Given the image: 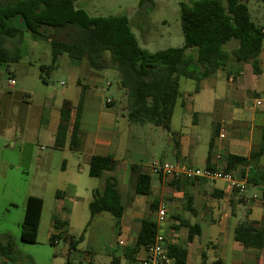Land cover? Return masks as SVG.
I'll return each mask as SVG.
<instances>
[{
    "label": "crops",
    "instance_id": "crops-1",
    "mask_svg": "<svg viewBox=\"0 0 264 264\" xmlns=\"http://www.w3.org/2000/svg\"><path fill=\"white\" fill-rule=\"evenodd\" d=\"M71 64L72 75L78 87L77 98H75L74 94L76 92L73 90V92H69L67 96L61 98L57 105H53L47 119L45 116L43 118V112L38 115L37 126L40 129L44 122L42 136L48 138V145L53 150H60L63 154L68 152L65 156L60 155L61 157L58 160H54L52 155H48L40 156L34 161L40 171H38L37 177L41 179L39 182L41 186L48 180L52 172L59 171L54 176L57 179L56 188L51 192L56 203L51 212V224L47 231V239L49 241L51 234L57 236L62 233L72 237L70 234L71 222L74 221L77 227H80L79 223L84 221L74 216V210L79 207L88 208L92 200V192L98 191L101 193L107 179H113L116 182L120 203L123 206L122 216L114 218L107 212H101L90 220L89 225L97 220H103L107 223L111 222L118 236V245L123 250L117 256L107 250L90 251L80 249V245H83L86 241L85 233L87 228L85 229V227L89 226H86V223L83 227V239L74 250H68V241L59 239L55 242L53 246L59 245L60 241H62L65 247L52 256L54 258L52 264H139V258L144 255L143 249L134 256L127 257L126 254L134 245L136 235L140 230L141 219L145 215L149 216L153 204L156 205V211L152 214L153 216H156V212L162 208L165 209L167 214L164 224L156 223L158 233L164 237L167 244L176 245L186 250L185 264H207V257L203 250L204 246L198 241L204 235L209 238L213 237L214 240H210L205 245L206 249H211L214 252L210 264L213 263L216 257H219L223 264H264V249L261 251L244 249L233 240V229L242 221L237 218L239 215L238 210L241 207L244 209V219L247 214L250 221L264 222V156L260 158L256 165L237 166L235 170L230 172L236 181L245 185L246 191L244 193L231 190L227 183L222 180L206 181L195 179L185 183H178L177 187H175L172 182L170 183V177L153 176L147 171L149 166L145 167V165L131 162L126 163L115 155L113 146L115 141L114 128L116 125L121 123V129L123 131L127 130L129 134L131 130H134V136L131 137L140 134V131L133 127L138 125L129 124L120 108L117 109L119 112L121 111L120 114L118 111H107L108 104H106V100H111L109 104L112 105L114 103L113 99L107 98L102 102L100 96L96 94L98 84L101 78L104 79L103 74L108 71L107 69L96 71L89 68L86 62L74 61ZM219 71H223L227 81L223 99L217 98L215 93H209L208 96L204 97L202 94L207 88L211 89L212 87L214 91L217 89L216 74ZM219 71L213 77L201 81L198 92L194 93V88L185 94H181L179 91V97L171 118L170 132H165V144L169 146L170 155L173 157L171 163L198 168L206 167L208 147L205 152L199 153L197 121L207 116H210L211 123L207 143V145L210 142L212 143L211 166L224 169L229 155L248 157L252 151L258 149L261 127L264 126V111L255 108L253 101L256 97H261V94H264V74L262 69L259 75L261 81H259V76L254 74L250 64L241 66L232 62L224 70ZM208 82L211 83L208 84ZM106 84L110 86V84ZM82 87L85 90L78 121L79 148L73 152L68 148L67 143L62 148H55L53 145L59 124L60 109L64 102H68L71 106L67 127V137H69ZM177 106L180 109V114L175 118ZM190 114L192 115V120L189 118ZM220 128L225 129L224 138L219 137ZM147 130L152 134L155 132L156 136H160L157 131ZM126 137L129 138L130 135ZM19 143L20 146L23 145L20 141ZM125 145L126 147L130 146L128 143ZM157 147V144L152 147L153 155L158 151L157 149L159 148ZM94 155L111 156L114 162L113 170L99 177L104 178L100 188L88 186L86 183L80 185L81 181H84L83 175H88L89 162ZM155 162L153 161L152 163ZM157 162H165V160L159 158ZM131 165L140 166L142 172L150 175L151 191L149 195L136 194L134 187L130 193V182L133 177L130 172ZM59 184L61 185L59 189L62 190L58 189ZM30 196L42 200L41 217L38 225L39 231L43 217L44 201L42 196L27 194L23 210L21 209L22 215L24 216L25 201ZM142 197L150 199H142ZM11 207L15 208L13 204ZM55 220L65 226L60 230H53L52 225ZM180 222L199 227V232L189 239L188 229L179 226ZM211 224L216 225L217 229H209ZM201 226L208 228L205 231ZM5 234H0V236ZM28 258L31 259L30 257Z\"/></svg>",
    "mask_w": 264,
    "mask_h": 264
},
{
    "label": "trees",
    "instance_id": "trees-1",
    "mask_svg": "<svg viewBox=\"0 0 264 264\" xmlns=\"http://www.w3.org/2000/svg\"><path fill=\"white\" fill-rule=\"evenodd\" d=\"M180 23L183 46L152 53L139 46L126 16L92 18L76 8L74 0H0V65L16 63L21 58L19 47L8 48L7 43H20L26 34L33 41L44 40L50 48L51 65L41 66V71H50L57 57L64 54L73 61L86 62L89 68L96 71L115 70L122 92L121 110L128 123L138 126L150 124L169 133L174 106L179 97L180 78L192 80L195 84L193 92L196 93L201 81L213 77L232 62L250 64L254 74L259 76L260 55L264 48V26L251 20L249 9L241 0H191L190 6H180ZM231 40H235L237 46L231 50L224 49L223 46ZM189 49L196 50L194 58L186 54ZM42 82L45 83L44 80ZM84 90L82 87L69 137L67 127L71 106L68 102L63 103L53 145L55 148H62L67 143L71 151L78 150V121ZM211 148L210 142L207 168L211 166ZM262 156L264 126L261 127L258 149L248 157L229 155L223 170L232 172L237 166L256 165ZM113 166L111 156L94 155L89 162L88 175L99 178L111 172ZM130 172L134 177V192L149 195L150 175L142 172L138 165H131ZM171 182L177 187L178 183L187 180L170 178ZM88 208L90 219L86 226L101 212H107L114 218L122 216L123 206L115 180L107 179L101 193L92 192ZM41 210L40 198L30 196L26 199L20 224L21 242L36 244ZM150 210L153 214L156 205L153 204ZM149 217L141 219L140 230L133 247L127 251V257L153 244L158 227ZM64 226L55 220L52 228L60 230ZM179 226L188 229L189 239L199 232V227L194 225L180 222ZM83 234L84 230L76 239L66 233L57 236L51 234L48 243L53 246L57 240L63 239L68 241V250L72 251L82 241ZM233 240L244 249L263 250L264 222L250 221L246 214L245 219L234 227ZM166 251L172 264H185V249L167 244ZM17 254L12 237L8 234L0 236V257L15 262Z\"/></svg>",
    "mask_w": 264,
    "mask_h": 264
},
{
    "label": "rangeland",
    "instance_id": "rangeland-1",
    "mask_svg": "<svg viewBox=\"0 0 264 264\" xmlns=\"http://www.w3.org/2000/svg\"><path fill=\"white\" fill-rule=\"evenodd\" d=\"M224 1V0H222ZM245 2L251 20L258 25L264 26V0H241ZM191 0H74V6L86 12L90 17L126 16L129 20L131 32L139 43V46L149 52H158L168 48H179L183 46V36L180 23V6H190ZM8 48L19 47L21 58L16 63L0 65V234L6 233L13 238L14 247L17 251V260L8 262L0 257V264H52V257L65 247L60 241L59 245L51 246L48 243L47 231L50 227V217L55 205L52 191L56 188L57 179L54 178L59 171L52 172L48 181L40 185L38 179L37 165L35 159L40 156L52 155L58 160L60 155H66L60 150H53L48 145V138L42 136L44 122L40 129L37 126L38 115L43 112V118L47 119L53 105H57L61 98L69 92L77 98L78 87L72 75V64L74 61L65 54L57 57L53 68L48 71H41L40 67L51 65V52L49 45L44 40L33 41L26 34L22 42H10ZM237 46L235 40L223 46L231 50ZM191 58L195 57L196 50L189 49L186 52ZM108 58V53L105 54ZM261 69L264 74V48L260 55ZM244 65V64H243ZM241 65V66H243ZM98 84L96 94L104 102L107 98L113 99V105L107 107V111L113 112L121 109V90L119 89V77L115 70L106 71ZM217 89L207 88L202 94L204 97L209 93H215L217 98L223 99L226 86V78L223 71L216 74ZM45 81V83L42 82ZM259 81H261L259 76ZM110 86H107V84ZM211 83V82H210ZM208 82V84H210ZM260 86V82H259ZM194 82L185 78L179 79V91L181 94L192 91ZM221 88V90H220ZM264 94H261V96ZM105 110V111H106ZM118 113L120 114L121 111ZM180 114L178 106L175 111V118ZM210 116L203 117L197 121L198 151L203 153L208 147L209 133L211 129ZM192 120V115H189ZM92 124V123H91ZM93 125V124H92ZM140 131L134 136V130L130 134L127 130L121 129V123L114 128L115 141L113 152L119 159L126 163L151 166L153 161L163 158L165 162L171 163L173 157L170 155L169 146L165 144L166 133L155 126L145 124L133 126ZM157 131L160 136L152 134L149 130ZM156 129V130H155ZM144 132V134H142ZM130 135L129 138L126 136ZM19 141L23 144L20 146ZM130 146H127L125 144ZM157 144L158 151L153 155L152 147ZM162 146V148H160ZM60 164V162H59ZM40 172V171H39ZM155 176V175H153ZM88 186L100 188L104 178H92L87 174L83 175ZM134 187V178L130 182V193ZM61 185H58V189ZM62 190V189H59ZM27 194L40 195L43 198V217L40 222L36 244H26L19 238V225L22 222V210ZM129 194V193H128ZM148 197H142L145 199ZM150 199V198H148ZM14 205L15 208L11 207ZM18 207V208H17ZM22 209V210H21ZM238 220H244V209L238 210ZM74 216L79 220L80 227L74 221L71 222L70 234L78 238L83 233V227L89 221L88 208H76ZM149 218L156 222V216L149 213ZM144 217H148L145 215ZM143 217V218H144ZM165 223V222H164ZM163 223V224H164ZM87 225V224H86ZM205 231L208 227L201 226ZM87 228V229H86ZM217 229L216 225H209V229ZM86 229V241L80 245V249L86 250H107L119 256L123 250L118 245L112 223L97 220L92 222ZM213 237L206 235L199 238L207 257V264H210L214 256L211 249L205 245ZM30 257L31 259H29ZM65 261V259H63ZM198 264V263H197Z\"/></svg>",
    "mask_w": 264,
    "mask_h": 264
},
{
    "label": "built area",
    "instance_id": "built-area-1",
    "mask_svg": "<svg viewBox=\"0 0 264 264\" xmlns=\"http://www.w3.org/2000/svg\"><path fill=\"white\" fill-rule=\"evenodd\" d=\"M111 100L107 99L106 104ZM254 107L264 111V96L254 99ZM219 137H225V129H219ZM149 174L159 177L179 178L187 181L202 179L206 181H225L231 190L244 193L245 185L236 181L230 172H225L223 169L215 166L198 168L194 166L180 165L178 163L155 162L147 169ZM167 214L164 208L156 212V223L162 224L165 221ZM167 242L164 237L157 232L153 244L144 249V255L139 258V264H172L171 259L166 251ZM212 264H223L219 257H216Z\"/></svg>",
    "mask_w": 264,
    "mask_h": 264
}]
</instances>
